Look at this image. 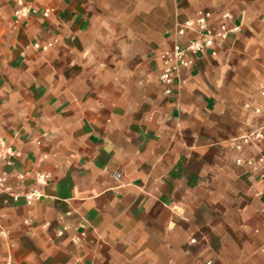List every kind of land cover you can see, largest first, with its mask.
Here are the masks:
<instances>
[{
  "label": "crops",
  "instance_id": "0c3cea01",
  "mask_svg": "<svg viewBox=\"0 0 264 264\" xmlns=\"http://www.w3.org/2000/svg\"><path fill=\"white\" fill-rule=\"evenodd\" d=\"M17 1L0 0V141L19 153L0 161V264H264V180L232 146L264 124V0H36L19 22ZM200 12L241 32L164 85L162 53Z\"/></svg>",
  "mask_w": 264,
  "mask_h": 264
},
{
  "label": "built area",
  "instance_id": "2783aa9c",
  "mask_svg": "<svg viewBox=\"0 0 264 264\" xmlns=\"http://www.w3.org/2000/svg\"><path fill=\"white\" fill-rule=\"evenodd\" d=\"M36 0H18L14 10L15 21L19 22L30 15L37 14L38 9L34 6ZM51 14L50 9L42 12L44 18H48ZM211 16L209 13L200 12L195 22H187L185 28L195 33L185 47L176 44L170 51L162 53L164 62V69L160 75V81L167 86L175 84L178 78V72L182 68H187L191 64L188 56L195 57L201 53L212 50L218 43L224 42L237 36L241 32V27L233 24L232 16L229 13L222 15V19L215 30L210 28L209 20ZM57 44V40H52L48 43H35L34 48L41 51H48ZM170 93V89L167 90ZM260 94L264 99V85L260 88ZM257 114L262 115L263 110L257 108ZM264 141V124L258 125L250 129L247 133L233 139L232 146L239 151L241 155L236 159L235 163L238 167L243 168L246 172L256 174L259 178L264 180V150L257 155L246 156L244 151L246 148L257 146ZM19 153L10 146L5 145L0 141V161L6 166H12L14 160ZM17 179L21 180L24 175L18 174ZM7 173H0V193H11V189L7 184ZM35 182L38 186H44L50 179L48 173H36ZM17 201L19 198H24L30 204L41 197L38 189H31L23 195L13 194ZM195 240H193L194 242ZM2 264H12L10 259H6ZM206 264H213L211 260Z\"/></svg>",
  "mask_w": 264,
  "mask_h": 264
},
{
  "label": "rangeland",
  "instance_id": "374dc122",
  "mask_svg": "<svg viewBox=\"0 0 264 264\" xmlns=\"http://www.w3.org/2000/svg\"><path fill=\"white\" fill-rule=\"evenodd\" d=\"M234 66H236L237 69L232 70L228 75H225V76L228 78V79H226V81L227 80L231 81L232 79L236 80V81H234L235 84H237L236 88H234L231 91H228L227 93H228V96L230 98H232V100H234L236 103H238L241 98L242 99L245 98V93L242 90V87H244V84L247 82V73H249V69L246 68V66L242 62H239L238 65H234ZM261 76L262 75H260V74H258V75L256 74L253 76V79H250V80L251 81L256 80V82L258 81V83L264 84V82H262L261 79L259 80V77H261ZM230 107L231 106H228V108H227L228 113L232 112L233 107H231V108ZM208 162H212V159H208Z\"/></svg>",
  "mask_w": 264,
  "mask_h": 264
}]
</instances>
